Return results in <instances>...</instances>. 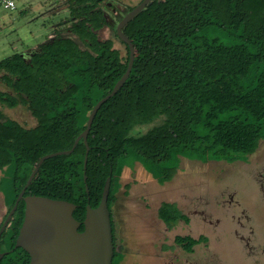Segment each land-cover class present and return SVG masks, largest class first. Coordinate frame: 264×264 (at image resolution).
<instances>
[{"label": "trees", "instance_id": "16d2710c", "mask_svg": "<svg viewBox=\"0 0 264 264\" xmlns=\"http://www.w3.org/2000/svg\"><path fill=\"white\" fill-rule=\"evenodd\" d=\"M132 43L130 75L98 110L87 136L88 193L81 140L70 155L44 161L24 194L74 204L78 222L87 204L98 206L108 177L111 213L124 167L140 163L163 185L173 180L181 159L247 162L264 140V0H153L134 18ZM76 52L71 43L58 44L44 47L43 58L29 64L20 54L0 61V84L26 96L23 102L40 122L26 130L0 109V172L12 180L11 207L38 160L72 148L91 109L126 71L127 59L120 65L112 53L113 69L121 66V72L107 70L102 83L100 72L76 61ZM17 104L0 92V106ZM144 126L150 128L133 134ZM159 216L169 224L188 222L169 204L161 205ZM22 217L21 207L1 237L9 252L0 264L29 263L22 249L14 251ZM112 235V264H119L113 225ZM175 242H187L189 249L197 241Z\"/></svg>", "mask_w": 264, "mask_h": 264}, {"label": "crops", "instance_id": "0c3cea01", "mask_svg": "<svg viewBox=\"0 0 264 264\" xmlns=\"http://www.w3.org/2000/svg\"><path fill=\"white\" fill-rule=\"evenodd\" d=\"M195 162L199 165L221 164L223 167L218 166L212 170L215 173H213L214 178L210 180L211 185L209 188L205 189L204 192L202 191L203 193H200L197 197L189 199L185 197H179L176 200L164 198L162 195L166 196L171 189L163 187L164 184L160 185L144 170L140 163H135L132 168H123L119 179L120 188L116 193V201L112 205L110 213L114 231L115 251L121 257L119 264H137L134 256L140 255L141 251H135L134 246H138L137 235H141V233L140 231H134L138 230L139 224L143 229L142 239L146 249L144 255L147 258L154 257L156 264H228V259L220 251L223 252L229 249L225 245V238L231 229L236 242L241 247L242 254L247 259L260 260L261 264H264L263 219L258 218L248 206L250 201H256V196L257 203H264L263 192L252 183L257 172L255 175L253 173L252 176L248 177H244V174L239 173L235 177L228 168L230 165H226L229 163L223 161H219V163L217 161ZM180 174L178 168L173 179ZM152 182H156L164 189L151 190L152 192L147 193V190L152 187ZM135 190H139V193L134 198ZM160 194L162 195L159 196ZM244 194L247 196L243 197ZM152 195H157L158 198L152 197ZM0 196L2 201L0 207L1 221L5 208L3 207L4 201L1 193ZM143 196H151L152 198L146 201ZM229 196H232V200ZM189 203L198 206L199 211L201 207L210 208L212 211L210 218L207 216V214L210 215L209 213L204 215V218L200 215L187 216L186 210ZM162 204L173 205L174 209L188 219V222L167 223L159 216V209ZM226 208L229 209L228 212H224ZM165 215L167 216V212H165ZM237 220L244 224L248 220L249 226L252 228V240L247 245L241 237L247 238L249 235L248 230L240 229ZM210 224L213 225V228L210 227ZM176 237L190 238L197 242L188 249L187 242L177 245L175 242Z\"/></svg>", "mask_w": 264, "mask_h": 264}, {"label": "water", "instance_id": "95a60500", "mask_svg": "<svg viewBox=\"0 0 264 264\" xmlns=\"http://www.w3.org/2000/svg\"><path fill=\"white\" fill-rule=\"evenodd\" d=\"M152 1L142 0L124 17L118 27V35L129 49V60L125 73L115 83L111 92L101 98L91 109L85 129L76 137L72 148L44 155L38 160L24 188L18 194L14 206L0 227L1 238L12 219L17 204L23 201L24 216L14 248L22 249L29 256L28 264H112L114 244L108 208L111 177L106 179L98 206L92 208L89 204L86 205L82 222L73 218L76 206L72 203L38 196H25L24 194L44 161L57 156L70 155L81 140L85 146L83 181L85 191L88 193L85 175L89 152L88 133L98 110L118 93L128 79L135 56L133 45L120 33V29L141 13ZM20 56L22 57V54ZM81 226H83V231L79 232ZM6 254L0 252V261Z\"/></svg>", "mask_w": 264, "mask_h": 264}, {"label": "flooded vegetation", "instance_id": "af4514ba", "mask_svg": "<svg viewBox=\"0 0 264 264\" xmlns=\"http://www.w3.org/2000/svg\"><path fill=\"white\" fill-rule=\"evenodd\" d=\"M141 1L142 0H50L47 8L30 19L31 22L37 21L38 19L43 20V23L49 21L50 31L41 43L29 47L24 50L23 53H20L22 54L21 59L25 64H29L35 59H38L39 61L43 58L42 52L44 51V47L54 49L58 44L67 46L68 43H71V46L77 51L75 57L76 61H83V64L92 73H96V71L100 72L98 75H101L103 83V78L106 77L107 70L114 75H118L121 72L119 70L121 69V66L113 69L112 53H117L120 65L124 64L126 59L128 65L129 49L118 35V27L124 17ZM54 19L56 20L54 21ZM120 33L133 45L134 18L120 29ZM0 92L6 93L8 96L19 102V104L12 108L9 106H0L3 114L8 119L17 122L19 126L26 130L35 129L40 125L39 120L33 115L29 103L23 102V100L26 99V96L18 95L11 88L3 86L2 84H0ZM17 110H21V114L24 115V117H27L22 123L16 119L10 118L7 116V113L4 112H12V115H15ZM257 167V174L253 178L252 183L255 184L264 194V164L259 162ZM229 197L232 200V196ZM3 207L5 208V211L0 221V227L12 209V207L7 208L5 204H3ZM21 207L22 216H24L25 205L23 201H20L16 206L12 218L21 212ZM228 210L229 209L226 208L224 209V212H228ZM206 214L208 218H210L212 214L210 208L205 209L204 207H201L199 211L198 206H193V203H189V207L186 210L187 216L200 215L204 218V215ZM237 222L240 229L248 230L249 235L247 238L241 237L247 245L252 240V228L249 226L248 220L245 224L240 220H237ZM20 227L18 228V233ZM210 227L213 228V225L210 224ZM235 232L237 233L236 230ZM4 240L5 238H0V242H2L0 243V252L8 254L9 251L4 249ZM14 251H16V253L20 252L19 248Z\"/></svg>", "mask_w": 264, "mask_h": 264}, {"label": "rangeland", "instance_id": "374dc122", "mask_svg": "<svg viewBox=\"0 0 264 264\" xmlns=\"http://www.w3.org/2000/svg\"><path fill=\"white\" fill-rule=\"evenodd\" d=\"M49 2L50 0H15L16 9L14 11H0V61L13 54L23 53V51L27 48L39 44L45 39L47 33L50 31V22L46 21L45 23H43V20L39 19L37 21L31 22L30 19L47 8ZM55 20L56 19H54V21ZM4 112L7 113V116L12 119L18 120L20 123L24 122L25 119H27V117H24V115L21 114V110H17L15 112V115H12V112ZM148 128H150V126L135 128L133 130V134L144 133ZM259 162L264 164V140L260 143L258 150L248 158L246 163L235 162L233 164L226 165H230V167L228 168L230 169V172L235 175V177H237L239 173L244 174V177H248L250 175L252 176L253 173L255 175ZM218 166L220 167L222 165H199L197 162L192 160H180L179 173L181 174L170 181V183L168 182L167 184H164L163 187L170 188L171 190L167 192V195L165 193L166 196L162 194H160L159 196L162 195L164 198L175 200L179 199V197H185L187 199L197 197L198 195H200V193H203L205 189L210 187V180L211 178H214L213 173H215V171L212 170L216 169ZM151 186L152 187L147 190V193H150L151 190L157 191L162 188L156 182H152ZM140 189L143 190L142 188ZM0 193L3 196L5 206L7 208H10L12 202H14V193L12 188V180L5 174L0 177ZM138 193L139 190L134 191V198L138 195ZM156 196L152 195V197ZM244 196L246 197L247 195L244 194L243 197ZM152 197L143 196V199L147 201ZM1 206L2 201L0 196V207ZM248 206L258 218L263 219L264 226V203H257L256 196V201H250V204H248ZM141 227L142 226L139 224L138 230L136 229L134 231H140L141 233V235H137L138 246H134L135 251H141V253L140 255L134 256V260L137 261V264H156V259L154 257L147 258L144 255V251L146 249L144 241L142 239L143 229ZM225 245H227L229 249L224 250L223 252L220 251V253L224 254L228 259V264H261L260 260L253 261L252 259H247L242 254L241 247L236 242L232 229L225 238ZM116 260L117 259L115 258V261Z\"/></svg>", "mask_w": 264, "mask_h": 264}, {"label": "built area", "instance_id": "2783aa9c", "mask_svg": "<svg viewBox=\"0 0 264 264\" xmlns=\"http://www.w3.org/2000/svg\"><path fill=\"white\" fill-rule=\"evenodd\" d=\"M15 9V0H0V11L12 12Z\"/></svg>", "mask_w": 264, "mask_h": 264}]
</instances>
